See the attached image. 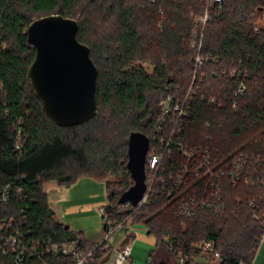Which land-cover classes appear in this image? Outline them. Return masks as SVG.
Here are the masks:
<instances>
[{"label": "trees", "instance_id": "obj_1", "mask_svg": "<svg viewBox=\"0 0 264 264\" xmlns=\"http://www.w3.org/2000/svg\"><path fill=\"white\" fill-rule=\"evenodd\" d=\"M205 6V0H0V225L7 222L0 231V264H13L16 254L3 248L15 233L28 250L23 264H74L71 256L47 250L54 243L91 251L86 264L109 262L114 248L90 242L57 220L44 189L49 181L66 185L85 175L106 181V231L134 220L157 235L150 264H179L181 254L194 264L200 253L195 245L204 241H214L209 256L217 252L222 264L253 263L264 235V184L226 182L222 213L200 209L194 217H180L169 173L182 158L177 146L166 150L159 144L161 100L189 94L190 115L177 139L218 148L222 157L260 155L264 170V23L256 30L264 0L210 4L200 51L208 61L197 68L190 36L194 15ZM59 13L78 20V39L90 47L99 74V112L74 126L47 116L27 77L36 54L27 30L37 18ZM139 61L153 63V73ZM136 131L149 137L150 150H166L165 171L158 172L166 182H156L139 206L119 203L134 183L127 163ZM259 132L262 138L248 142ZM109 173L122 178L108 180ZM132 238L127 235L121 247Z\"/></svg>", "mask_w": 264, "mask_h": 264}, {"label": "built area", "instance_id": "obj_2", "mask_svg": "<svg viewBox=\"0 0 264 264\" xmlns=\"http://www.w3.org/2000/svg\"><path fill=\"white\" fill-rule=\"evenodd\" d=\"M205 1L204 13L194 15V25L190 36L191 46L198 51L196 55L197 68H201L208 61V57L202 56L200 51L203 45L202 39L206 28L205 25L211 18L209 6L210 4H221L223 2V0ZM256 30H259V25L256 26ZM244 88L242 84L239 91H242ZM188 98L189 94L183 99H176L175 96L170 95L161 100L160 109L162 110L163 117L157 130L158 135L161 136L159 144L164 146L166 150L169 147L177 146L178 153L182 158L179 166L169 173L173 187V194L171 196L173 209L176 215L191 218L200 209L222 213L226 208L223 199L225 183L230 182L233 185H238L239 182L243 181L253 186L257 183L264 184V170L260 169L262 162L260 155H251L247 152L238 151V153H234L230 157H222L218 148L201 145L192 146L189 143L178 140L177 137L182 131L184 121L190 115ZM166 150L160 152L157 146H152L151 150L149 147L146 156V168L149 172V176L146 178L147 190L144 197L139 201V205L145 203L149 195L155 191L154 185L156 182H166V178L158 173L159 171H165L163 163ZM8 191V187L3 190L4 200H7L9 197ZM100 211L104 214L105 207H101ZM6 224L7 222H2L0 231ZM110 235L105 240L96 244L106 242V247H113L108 240ZM7 244L8 246L3 248L4 253L14 252L16 256L13 264H23L28 250L22 242V236L19 233L11 234L7 238ZM214 247V241H204L199 244L197 249L200 250L199 254L209 255L213 252ZM113 248L112 261L116 264H127L128 259L131 257L133 246L127 243L125 247L119 246ZM47 250L54 254L61 253L65 256H71L74 264H86V260L92 255L91 251L87 252L77 248L75 244L59 245L54 243ZM32 251L40 257L34 248H32ZM215 257L221 258L217 252ZM188 259L187 254H181L179 256V264H187ZM240 264L253 263L243 261Z\"/></svg>", "mask_w": 264, "mask_h": 264}, {"label": "water", "instance_id": "obj_3", "mask_svg": "<svg viewBox=\"0 0 264 264\" xmlns=\"http://www.w3.org/2000/svg\"><path fill=\"white\" fill-rule=\"evenodd\" d=\"M77 30L78 20L60 13L37 18L27 30L36 48L27 72L31 90L47 116L61 126L84 123L99 112L98 69L90 47L78 39ZM149 143V137L141 131L130 134L127 168L134 183L121 195L119 203L138 206L144 197Z\"/></svg>", "mask_w": 264, "mask_h": 264}, {"label": "rangeland", "instance_id": "obj_4", "mask_svg": "<svg viewBox=\"0 0 264 264\" xmlns=\"http://www.w3.org/2000/svg\"><path fill=\"white\" fill-rule=\"evenodd\" d=\"M256 22L260 26L263 25L264 12L258 16ZM138 64H141L146 72L153 73V63L139 61ZM261 133L254 135L248 142L262 138ZM121 178L120 174L109 173L108 180L118 182ZM74 183V186H71V184L63 185L52 180L44 184V189L49 192L51 197L54 189H59L63 192L62 197L58 198V200H53L52 203L56 219L66 225L69 224L71 230L81 233L88 241L93 242L99 236L107 234V231L104 230L105 219L100 211V207L109 205V192L106 188V181L85 175ZM119 230L125 234L127 230L135 234L133 239L137 248L133 252L132 258L136 264H148L151 253L157 248V235L150 234L146 223L142 221L135 222L130 220L127 225L122 226ZM119 230L112 234L110 238L112 245H115L118 240ZM199 244L195 245L196 249Z\"/></svg>", "mask_w": 264, "mask_h": 264}, {"label": "crops", "instance_id": "obj_5", "mask_svg": "<svg viewBox=\"0 0 264 264\" xmlns=\"http://www.w3.org/2000/svg\"><path fill=\"white\" fill-rule=\"evenodd\" d=\"M74 184L75 183L71 184V186H74ZM52 192H53L52 197L50 196L49 192H47V193H48V196H49L50 206H52V208L54 209V206L52 205L53 200H58V198H61L62 195H63V192H61L59 189H54ZM121 228H122V226L117 227L114 230H112V229L108 230L106 232L107 233L106 235L99 236L95 241H93V243H98L100 241H103V240H105L108 237L109 234H111L109 239H108L109 243H110V238H111L112 234L116 233ZM104 230H105V228H104ZM129 234L132 235V236H135V234H133L132 232H129L128 230H127L126 234L124 232H121V230H119V237H118V240H117L116 244L112 245L110 243V245L115 247V248L121 246L122 243L124 242V240L126 239L127 235H129ZM260 241H261V243H260V245H259V247L257 249V252L255 254V257L253 259V264H264V235L262 236ZM128 243H130L133 246V250H132V254H133V252L137 248L135 246L134 239L132 238L130 240V242H128ZM132 254H131V257L128 259L127 264H136L135 260H133V258H132ZM112 257H113V255H112ZM112 257L110 258V260H109V262L107 264H116L114 261H112ZM150 262H151V260H150ZM150 262L148 264H150ZM194 264H222V259L218 258V257L212 258L209 255H201V254H199V256H196L194 258Z\"/></svg>", "mask_w": 264, "mask_h": 264}]
</instances>
